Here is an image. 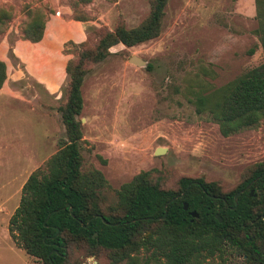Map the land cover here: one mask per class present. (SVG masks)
<instances>
[{"label": "rangeland", "instance_id": "obj_1", "mask_svg": "<svg viewBox=\"0 0 264 264\" xmlns=\"http://www.w3.org/2000/svg\"><path fill=\"white\" fill-rule=\"evenodd\" d=\"M57 3L69 8L67 17L84 22L85 47L91 49L101 33L119 24L135 27L150 9V0ZM1 6L11 11L0 31V39L6 36L10 44L27 20L26 9L39 8L47 14L53 3L0 0ZM160 25L156 37L132 46L116 43L104 59L85 64L82 107L76 116L82 134L81 170L94 168L103 175L108 186L100 188V195L106 211L115 202V190L139 171H150V180L161 188L176 189L178 178L185 176L214 182L227 192L251 166L264 165V122L222 136L217 124L206 114L195 113L184 95L185 86H194L190 81L197 77L218 87L264 64V50L252 33L253 0H167ZM80 49L64 44L69 58H76ZM132 55L143 65L129 62ZM11 88L20 90L29 103L0 96V264H45L14 244L7 221L26 177L43 167L65 140L57 107L65 99L66 82L56 98L18 84ZM77 250L71 251L70 264H144L145 260L154 264L143 249L131 263L111 262L103 251L85 256V250ZM202 264H243V257L224 245L220 256Z\"/></svg>", "mask_w": 264, "mask_h": 264}, {"label": "trees", "instance_id": "obj_2", "mask_svg": "<svg viewBox=\"0 0 264 264\" xmlns=\"http://www.w3.org/2000/svg\"><path fill=\"white\" fill-rule=\"evenodd\" d=\"M166 2L150 0L149 13L137 26L119 24L104 31L93 49L85 47V36L76 44L81 48L76 58L67 59L65 99L57 107L65 140L43 167L26 177L7 221L10 238L27 256L45 264H70L71 251L82 249L85 256L103 251L111 262L131 263L143 249L149 251L148 258L154 264H202L207 258L220 256L225 245L241 254L243 264H264L263 164L251 166L247 176L227 192L214 182L185 176L178 178L176 189L161 188L150 180V171H139L115 190L116 199L109 211L102 206L100 188L108 184L101 172L81 170L82 134L76 116L82 107L80 86L85 64L104 59L116 43L132 46L156 37ZM253 3L256 27L252 33L264 50V0ZM26 15L19 37L36 42L42 36L46 13L30 8ZM10 17L9 8L1 6L0 31ZM4 79L5 66L0 60V87ZM190 82L195 85L185 86L186 100L195 113L209 116L222 136L264 122L263 63L218 87L199 77ZM256 177L249 185L255 195L244 190L234 201L233 195ZM190 211L197 216H190Z\"/></svg>", "mask_w": 264, "mask_h": 264}, {"label": "crops", "instance_id": "obj_3", "mask_svg": "<svg viewBox=\"0 0 264 264\" xmlns=\"http://www.w3.org/2000/svg\"><path fill=\"white\" fill-rule=\"evenodd\" d=\"M51 2L52 11L46 14L42 36L38 41L30 42L18 36L9 44L6 36L0 39V60L5 66L0 96L6 100L16 96V100L28 105V99L22 92L11 88L17 84L26 89L32 88L34 93L38 90L42 96L56 98L66 81L64 68L70 54L63 51L64 44L68 41L78 44L85 39L84 22L67 17L70 13L67 6L58 5L57 0ZM22 79L28 82H18ZM43 118L41 114L42 124Z\"/></svg>", "mask_w": 264, "mask_h": 264}, {"label": "water", "instance_id": "obj_4", "mask_svg": "<svg viewBox=\"0 0 264 264\" xmlns=\"http://www.w3.org/2000/svg\"><path fill=\"white\" fill-rule=\"evenodd\" d=\"M129 62H131V63H134V64H136V65H143V60H141L140 58H138V57H136V56H134V55H132V56H130L129 57ZM159 150H157V152H158ZM251 192V190L249 191V193ZM183 194V191L178 195V196H181ZM239 194V191L238 192H236L234 195H233V200L235 201L236 200V197H237V195ZM182 207H183V209H186V203L185 202H183L182 203ZM189 214H190V216H192V217H196L197 216V214H196V212L195 211H190L189 212ZM217 218H218V220L220 221L221 219H220V217L218 216V215H215ZM95 234V233H94ZM93 234V235H94Z\"/></svg>", "mask_w": 264, "mask_h": 264}, {"label": "flooded vegetation", "instance_id": "obj_5", "mask_svg": "<svg viewBox=\"0 0 264 264\" xmlns=\"http://www.w3.org/2000/svg\"><path fill=\"white\" fill-rule=\"evenodd\" d=\"M257 178H259V177H256V178L250 180V181H249V182H248L243 188H241L240 190H238V191H239V194H240L242 191L247 190L249 196H250V195H255V192L253 193V189H252V188H249V185H250L252 182H254ZM263 185H264V182H263ZM250 190H251V192L249 193ZM255 190H256V188H255ZM238 191H237V192H238ZM261 195H263V192L261 193Z\"/></svg>", "mask_w": 264, "mask_h": 264}, {"label": "built area", "instance_id": "obj_6", "mask_svg": "<svg viewBox=\"0 0 264 264\" xmlns=\"http://www.w3.org/2000/svg\"><path fill=\"white\" fill-rule=\"evenodd\" d=\"M55 14H57V12Z\"/></svg>", "mask_w": 264, "mask_h": 264}]
</instances>
